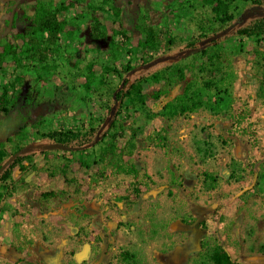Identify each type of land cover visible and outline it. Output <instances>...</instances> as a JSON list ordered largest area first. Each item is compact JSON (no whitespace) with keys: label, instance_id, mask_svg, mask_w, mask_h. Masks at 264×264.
Instances as JSON below:
<instances>
[{"label":"rangeland","instance_id":"rangeland-1","mask_svg":"<svg viewBox=\"0 0 264 264\" xmlns=\"http://www.w3.org/2000/svg\"><path fill=\"white\" fill-rule=\"evenodd\" d=\"M62 1L31 61L13 15ZM225 3L0 0V264H264V0Z\"/></svg>","mask_w":264,"mask_h":264},{"label":"trees","instance_id":"trees-1","mask_svg":"<svg viewBox=\"0 0 264 264\" xmlns=\"http://www.w3.org/2000/svg\"><path fill=\"white\" fill-rule=\"evenodd\" d=\"M228 1L247 2L250 0H210L212 4H215L213 7L214 12L216 14L223 13L226 20H230L232 16L226 11L227 5L225 2ZM65 9V2L62 1L54 8H45L43 5L35 6L33 14L31 16H29L25 11H23L22 13L17 12L13 15L15 25L16 22L20 23L24 19H29L30 21V24L28 26L25 25L21 29V31H19L17 38L21 39L22 42L26 45L28 58L31 61L39 63L45 62L49 58V56L54 53L55 44L59 40V36L63 30V23L60 21L58 16L59 13ZM120 13L121 9H116L115 14L117 17L120 16ZM219 20H221L222 22L226 21L224 19ZM141 32L144 34V44L148 48H152L156 40L153 29L147 26L142 28ZM16 55L17 54L15 49H12L11 45L5 44V48L0 51V70L3 69V65L7 60L16 61ZM16 78L19 80L21 77L20 75H17ZM15 83H17V81L12 83L11 85L14 86ZM7 90L8 86H4L3 93L0 97V112L4 113H8L10 110L9 107L6 106V104L8 103V98L6 97ZM119 136H123V133H114V139H112V141L108 145L106 152L110 153L113 157L122 159V154H119L116 144L118 142L117 137ZM5 143L6 142L4 141L0 142V168H2L4 165V157L6 155ZM20 150H22V148H17L15 152H19ZM120 168L126 170L124 166ZM131 171L137 177V183L134 184V186H136L135 191L137 194H141L142 189L140 188V185L142 184V181L140 180V178L143 179V176L140 175L139 170H137L134 166L131 167ZM211 259L213 261V264H238L232 259L229 252L223 246L221 247V249L214 250L211 255Z\"/></svg>","mask_w":264,"mask_h":264},{"label":"water","instance_id":"water-1","mask_svg":"<svg viewBox=\"0 0 264 264\" xmlns=\"http://www.w3.org/2000/svg\"><path fill=\"white\" fill-rule=\"evenodd\" d=\"M255 178H256V173L254 174V180H255ZM252 186H253V183L251 185H249V186L244 187L240 191V193L243 192V191H245V190H247V189H250ZM89 247H90L89 244H85L84 247H83V250L81 251V253H79V255L77 256V258L78 259L84 258L87 255V253H88Z\"/></svg>","mask_w":264,"mask_h":264},{"label":"flooded vegetation","instance_id":"flooded-vegetation-1","mask_svg":"<svg viewBox=\"0 0 264 264\" xmlns=\"http://www.w3.org/2000/svg\"><path fill=\"white\" fill-rule=\"evenodd\" d=\"M254 174H255V173H254ZM256 176H257V173H256ZM255 181H256V178H255V180H254V176H253V179H252L253 186L255 185ZM252 183H251V184H252ZM253 186H252V187H253ZM200 230H201V229H200ZM188 243H189V245H193V244H192V241H191V242L188 241ZM188 243H186V244H188ZM85 244H89V245H90L89 250H88V253H87V255H86L84 258H82V259H78L77 256L79 255V253H81V251L83 250V247H84ZM85 244L83 245L82 249L76 254V259H78L79 261L87 259V258L89 257V255H90V253H91V248H92L91 244H90V243H85ZM183 246H184V245H183ZM180 256H182V252H181Z\"/></svg>","mask_w":264,"mask_h":264},{"label":"crops","instance_id":"crops-1","mask_svg":"<svg viewBox=\"0 0 264 264\" xmlns=\"http://www.w3.org/2000/svg\"><path fill=\"white\" fill-rule=\"evenodd\" d=\"M191 248L192 247L189 245V243L186 244L184 247H182L181 249L182 256H186L190 252Z\"/></svg>","mask_w":264,"mask_h":264}]
</instances>
